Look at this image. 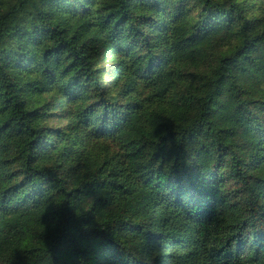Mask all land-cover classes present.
<instances>
[{"label": "trees", "instance_id": "trees-1", "mask_svg": "<svg viewBox=\"0 0 264 264\" xmlns=\"http://www.w3.org/2000/svg\"><path fill=\"white\" fill-rule=\"evenodd\" d=\"M263 69L264 0H0V264H264Z\"/></svg>", "mask_w": 264, "mask_h": 264}, {"label": "rangeland", "instance_id": "rangeland-1", "mask_svg": "<svg viewBox=\"0 0 264 264\" xmlns=\"http://www.w3.org/2000/svg\"><path fill=\"white\" fill-rule=\"evenodd\" d=\"M30 14V9L21 10L17 12L14 18L6 21L2 26V32H9L11 29L16 28L20 23H22L27 16ZM261 75H264V69L260 72Z\"/></svg>", "mask_w": 264, "mask_h": 264}]
</instances>
